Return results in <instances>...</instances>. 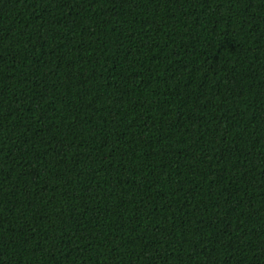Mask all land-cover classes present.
Segmentation results:
<instances>
[{
	"label": "trees",
	"instance_id": "trees-1",
	"mask_svg": "<svg viewBox=\"0 0 264 264\" xmlns=\"http://www.w3.org/2000/svg\"><path fill=\"white\" fill-rule=\"evenodd\" d=\"M0 264H264V0H0Z\"/></svg>",
	"mask_w": 264,
	"mask_h": 264
}]
</instances>
